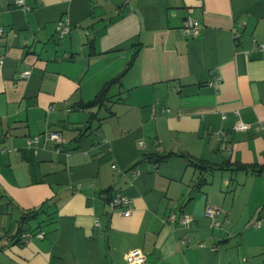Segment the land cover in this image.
I'll use <instances>...</instances> for the list:
<instances>
[{"label":"crops","instance_id":"crops-1","mask_svg":"<svg viewBox=\"0 0 264 264\" xmlns=\"http://www.w3.org/2000/svg\"><path fill=\"white\" fill-rule=\"evenodd\" d=\"M23 2L0 0V264H264V171L234 167L264 166V0Z\"/></svg>","mask_w":264,"mask_h":264},{"label":"built area","instance_id":"built-area-1","mask_svg":"<svg viewBox=\"0 0 264 264\" xmlns=\"http://www.w3.org/2000/svg\"><path fill=\"white\" fill-rule=\"evenodd\" d=\"M16 4L22 7L24 10H30V7L25 5L23 0H16ZM57 30H58V35L60 38H63L65 35L69 33V24L65 21H59L57 24ZM184 32L187 35H192V36H197L198 35V28H196L193 25V21L191 18H187L184 23ZM3 33V29L0 28V35ZM256 46L259 48V50L264 53V42L256 44ZM3 63V56L0 55V67L2 66ZM29 75V72H24L22 74V77H27ZM220 79L217 78L214 81H211L208 83L209 86H213L216 82H219ZM238 114V112H236ZM249 128V126L241 121H238L235 123L233 126V129L235 131H246ZM44 138V140L52 141L54 143H60L62 141V136L60 132H55V131H49L47 130L43 136L39 135L34 137L33 139L29 140L30 144H37L40 142L41 138ZM116 166H113V169H115ZM124 205L126 208L122 211L123 216L127 217L131 214V207L129 205V201L127 198L123 197L120 193H117L113 196L111 201L109 202V208L111 211H114L118 206ZM218 214V210L212 207H207L206 208V215L210 217L211 219H214L215 216ZM169 218L171 222L176 221V216L174 214H170ZM179 223L182 225H188L192 221V217L188 214H182V216L178 219ZM43 237V233L35 234L33 235L32 233H22L20 235V238L23 242H27L33 237ZM126 261L127 264H147L145 255L141 253L139 250H133L129 251L126 256Z\"/></svg>","mask_w":264,"mask_h":264},{"label":"trees","instance_id":"trees-1","mask_svg":"<svg viewBox=\"0 0 264 264\" xmlns=\"http://www.w3.org/2000/svg\"><path fill=\"white\" fill-rule=\"evenodd\" d=\"M116 80L117 79L112 80L111 82L107 83L104 86V88L102 89V91L100 92V94L97 96V98L95 100H93L92 102L88 103L87 105L90 106V105L100 104L102 102V100L104 99L103 96H104V93L106 92L107 88L109 87V85L111 83H113ZM196 165L199 167V169H203L204 168L203 164L197 163ZM234 167H235L236 170L239 169V170H242V171H251V172H255V173H259V172L264 171V166L255 167V166H246V165H241V164H234ZM20 241H22L21 238H20Z\"/></svg>","mask_w":264,"mask_h":264}]
</instances>
